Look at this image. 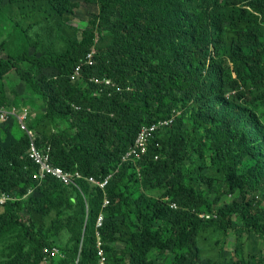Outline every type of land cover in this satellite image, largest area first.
Masks as SVG:
<instances>
[{
	"label": "trees",
	"instance_id": "1",
	"mask_svg": "<svg viewBox=\"0 0 264 264\" xmlns=\"http://www.w3.org/2000/svg\"><path fill=\"white\" fill-rule=\"evenodd\" d=\"M8 1L45 2L59 25L77 7L72 0ZM82 1L96 13L79 39L64 38L63 51L47 43L36 48L40 52L22 46L0 56V81L15 74L28 102L39 105L29 128L47 120L54 129L38 132L37 147H49L51 165L84 177L70 185L50 176L39 182L24 132L8 147L0 144V195L15 197L0 205V238L11 236L3 240L0 264H39L43 250L53 248L57 253L47 264H99L98 239L112 264H152L154 251L170 252L165 264H263L244 256L203 259L197 236L217 227L264 239V118L258 108H264V0ZM92 49L93 63L71 81L73 67ZM47 68L56 75L41 74ZM11 104L0 82V108ZM161 119L171 122L154 134L141 159L123 162L140 128ZM192 150L218 164L215 200L185 166ZM110 174L104 189L85 179ZM156 188H165V195L145 192ZM225 191L235 200L219 204ZM203 212L215 217H199ZM100 213L104 219L96 227ZM234 214L241 226L234 225Z\"/></svg>",
	"mask_w": 264,
	"mask_h": 264
},
{
	"label": "rangeland",
	"instance_id": "2",
	"mask_svg": "<svg viewBox=\"0 0 264 264\" xmlns=\"http://www.w3.org/2000/svg\"><path fill=\"white\" fill-rule=\"evenodd\" d=\"M72 1L77 3V7L70 16L69 22L59 25V19L45 2H28L12 5L8 0H0V41L4 43L3 45L0 43V56L17 53L21 51L19 49L22 46L28 48V53L34 50V52H40L38 50H43L47 43H52L56 51H63L65 49L64 38L79 39L81 31L88 29L89 20L94 16L97 9L95 5L85 4L82 0ZM259 28L263 32L261 42L264 46V24H260ZM227 38L228 41H231L235 36L229 33ZM36 48L38 49L37 51ZM41 74L50 78L55 76L56 72L51 68H47ZM0 82L4 85L5 93L12 103L10 106L0 108V110L7 112L14 110V116L9 117V119L0 124V144L2 146L8 147L9 144L17 140V136L21 132L27 135V131H29L36 139L37 137H41L38 132L54 131L51 122L47 120H42L36 128H29L30 123L38 118L41 111L39 110V105L28 102L30 95L27 94L25 83L20 81L15 74L5 76ZM246 88L247 90H252L254 96L258 94V91L253 89L250 83L247 84ZM32 98L34 101L37 99L35 96ZM258 108L264 118V108ZM184 112L185 109L183 108L181 114ZM18 117L25 118L24 125L27 131L22 129ZM58 127L64 128L65 126L60 124ZM190 165L193 167L191 176L199 178V190H203L206 194L208 190L207 198L215 200L218 196L216 193L217 178L220 175L218 164H214L211 157H201L192 150L185 161L186 167ZM211 178L214 179L212 185L205 184V180ZM145 192L149 196L159 198L165 195L166 189L156 188L146 190ZM168 200L169 198L165 197V201ZM234 200L235 196L225 191L220 200H218V203L229 204L234 202ZM30 210L32 209L29 208L28 211ZM203 214L210 215L207 212ZM231 218L235 222V226L242 225L237 215L234 214ZM36 222L40 223V219ZM10 238V235L0 238V262L2 260V248L5 245L3 240H10ZM197 244L200 248L201 258L210 259L211 262H226L240 259L244 256L251 263L254 260L259 263L261 260L264 264V239L254 233L240 235L237 232H224L217 227H212L199 233ZM169 255V251H165L163 254L154 251L149 256L152 264H165V259ZM109 261V264H112V261Z\"/></svg>",
	"mask_w": 264,
	"mask_h": 264
},
{
	"label": "built area",
	"instance_id": "3",
	"mask_svg": "<svg viewBox=\"0 0 264 264\" xmlns=\"http://www.w3.org/2000/svg\"><path fill=\"white\" fill-rule=\"evenodd\" d=\"M93 54L94 50L92 49L90 52H88L83 60H80L79 63H77L70 75L69 79L71 81H76L81 76L82 67L84 65H91L93 63ZM89 82L100 84L103 83L105 86H112L116 87L117 90H122L121 87L116 86L111 80L109 79H103L98 80L95 77H89ZM14 116V110H11V112L0 110V124L2 122H5L9 117ZM22 129L26 130V127L24 125L25 118L18 117ZM171 121L167 119H161L157 122L151 124V125H144L140 128L135 141L133 145L129 148V150L126 152V154L123 156L122 161H128V160H139L143 156V154L146 153L148 149V144L151 138H153L154 134L165 125H168ZM27 137H28V150H27V157L30 159V161L36 166V172L33 174V179L38 180L39 182L46 178L47 176L55 178L58 182L64 184V185H70L73 184L76 179L83 178L82 175L78 172L70 173L67 171H64L63 169L59 167L52 166L49 161V147H46L45 149L41 150L37 147L35 143V138L33 134L29 131H27ZM157 158V156H156ZM112 174L107 175L103 180H96L94 177H87L85 178L86 181L92 185L97 186L100 189H104L107 181H109ZM31 192V190L28 191V193ZM15 199L14 196L9 194H2L0 195V205L5 204L8 200ZM108 204V200L104 198L103 205ZM172 207H175V204L172 205ZM201 218L209 219L213 215H206V214H200ZM102 214H99L96 221V227H99L102 222ZM97 257H99V260H97V263L99 264H109L108 258L106 255V252L102 246V242L97 240ZM45 256L43 257V261H46L48 257H52L57 253V250L53 248L50 252H45Z\"/></svg>",
	"mask_w": 264,
	"mask_h": 264
},
{
	"label": "clouds",
	"instance_id": "4",
	"mask_svg": "<svg viewBox=\"0 0 264 264\" xmlns=\"http://www.w3.org/2000/svg\"><path fill=\"white\" fill-rule=\"evenodd\" d=\"M28 138V137H27ZM53 166V165H52ZM49 177V176H48ZM84 178V177H83ZM55 179V178H54ZM82 179V178H81ZM76 180H78V179H76ZM74 184V183H73ZM92 185V184H91ZM173 204H175V203H172L171 204V206L173 205ZM175 208H176V204H175ZM204 213V212H203ZM203 213H201V214H203ZM101 214V213H100ZM200 215V214H199ZM211 215H213L212 217H215V215L214 214H211ZM200 217V216H199ZM99 240V239H98Z\"/></svg>",
	"mask_w": 264,
	"mask_h": 264
},
{
	"label": "crops",
	"instance_id": "5",
	"mask_svg": "<svg viewBox=\"0 0 264 264\" xmlns=\"http://www.w3.org/2000/svg\"><path fill=\"white\" fill-rule=\"evenodd\" d=\"M39 264H47V260L46 261H41Z\"/></svg>",
	"mask_w": 264,
	"mask_h": 264
}]
</instances>
